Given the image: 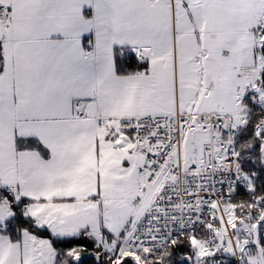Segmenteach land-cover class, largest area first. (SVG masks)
<instances>
[{
    "label": "snow or ice",
    "instance_id": "6c2138e0",
    "mask_svg": "<svg viewBox=\"0 0 264 264\" xmlns=\"http://www.w3.org/2000/svg\"><path fill=\"white\" fill-rule=\"evenodd\" d=\"M0 264H264V0H0Z\"/></svg>",
    "mask_w": 264,
    "mask_h": 264
}]
</instances>
